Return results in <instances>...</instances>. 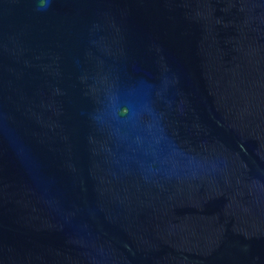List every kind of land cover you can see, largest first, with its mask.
Instances as JSON below:
<instances>
[{"label": "water", "instance_id": "95a60500", "mask_svg": "<svg viewBox=\"0 0 264 264\" xmlns=\"http://www.w3.org/2000/svg\"><path fill=\"white\" fill-rule=\"evenodd\" d=\"M0 160L59 264H264V0H0Z\"/></svg>", "mask_w": 264, "mask_h": 264}]
</instances>
